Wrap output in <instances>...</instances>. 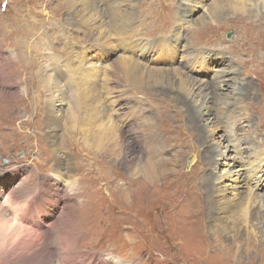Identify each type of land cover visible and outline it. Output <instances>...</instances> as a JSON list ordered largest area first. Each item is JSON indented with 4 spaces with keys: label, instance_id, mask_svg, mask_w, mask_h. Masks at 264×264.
<instances>
[{
    "label": "rangeland",
    "instance_id": "obj_1",
    "mask_svg": "<svg viewBox=\"0 0 264 264\" xmlns=\"http://www.w3.org/2000/svg\"><path fill=\"white\" fill-rule=\"evenodd\" d=\"M167 1L133 0L134 25L132 23L128 26L125 33L110 37L108 42L100 40L99 44L104 43L101 47H98V43H85L82 32L75 30L82 27L71 26L69 29L76 31L80 40L74 39L75 41L67 43L65 38L68 51L60 52L62 61L70 58L66 53L71 51V56L84 53L93 65L98 63L96 67L99 71L96 75L92 77V73L86 78L85 75L92 71L79 66L73 58L69 59L72 60L69 63L73 67L69 74L75 89L81 87L80 89L87 90L85 88L94 87L92 83L95 80L98 89L108 87L109 92L113 91L115 84L109 74L111 66L119 61L131 64L136 61L148 69L173 71L171 69L180 70L181 67L188 78L214 86L219 85L218 82L226 77L228 69L238 72V75L229 77V87L235 85V79L253 85L248 93L250 97L242 98L239 94L235 99L229 94V97L219 95L215 101V97L208 101L210 113L215 114L226 107L217 129L218 136L222 135L225 145L229 146L228 158L222 160L219 152H215L210 158L207 157V151L215 148L216 137L210 135L211 138L203 144L205 138L201 136L200 130L202 122L199 123L201 126L198 130L193 129L183 111L186 108H180L175 99L164 100L157 90L145 87L149 93L146 91L140 94L123 80L119 89L125 90V93L116 105H111L110 112L121 109L120 113L130 119L131 122L124 120V123L119 125L123 126L124 131H128L126 135L136 141V137L142 135V132L137 130V122L144 123L151 117L157 121L153 128L160 134L161 146L160 160L156 167L162 172L161 179L150 185L141 175L131 181L128 170L126 171L124 166L117 168L113 163L114 157L108 153L100 156L99 152L92 148L97 155L92 154V151L85 147L84 134L79 131L72 136L67 134L72 140H60V150L64 157L70 160L71 171H63L64 175L53 174L57 156L46 140V128L43 124L46 94L37 89L36 76L34 77L32 72L38 70L34 64L38 62L39 57L40 60L43 58L42 53L48 47V39L56 38L57 34L51 32L55 24L53 18L59 15L58 20L63 18V22L69 17L70 11L63 4V0H0L3 4L0 7V16L10 19L6 27H0L3 29L0 33V47L6 51L5 60L0 50V61L4 62L0 65V204L10 193H16L17 201L25 209L37 206L35 225L33 230L29 231L36 235L43 234V239L53 233L50 240L55 245L53 249L50 246L48 251L50 257H53L52 264H58V250L61 245L57 241L64 245L61 246L64 261L69 262L61 264H71L72 261L74 264H264L263 173L259 174L261 177L258 188L254 187L257 177H250V181L246 179V183L243 182L245 186L240 191L241 198L249 194L258 196L255 203L243 204L247 218L250 214L254 218H241L236 233L218 230L213 234L210 220H207L212 217L208 214L207 205H211L213 200L204 194L202 189L203 177L211 174L224 182L220 188L223 190L224 187L227 190L226 198L232 199L235 197L233 180L238 173L247 170L251 172L253 169L260 171L258 167L264 170V166L257 161L260 159L259 154L264 153V15L253 17L249 12H235L225 15L223 21L209 22L205 28L194 30L198 19L206 16V6H215L218 0H198L196 3L199 4L192 5L191 16L187 15V7L190 5H187V0H175L169 7L172 12L169 17L162 18L156 25L148 26L146 20L149 10H154L157 4H169ZM241 4L246 10L251 5L245 1H241ZM263 7L264 4H261V12L264 13ZM159 13L160 18L164 17L162 11ZM184 20L194 21V26ZM179 22L183 25L182 29L178 27ZM40 23L43 26V37H37L42 31ZM135 27L137 42L134 47H130L126 33L134 31ZM108 31L111 34V30ZM148 32L151 34L147 35ZM160 36L166 39L169 49L175 51L174 64L172 61L157 59L156 52L149 50L151 45L148 43L163 41L156 38ZM180 38L182 41H179ZM23 41L27 42L26 46ZM74 46H77L75 50ZM195 51L208 56L209 69L204 70V62L195 66L193 71L183 69L185 63L191 59V54H196L193 53ZM182 56H187L183 59L184 63L181 62ZM217 59L224 61L214 69L211 67L212 61ZM6 67L10 72V80L6 77ZM222 68L224 73L217 76L216 73ZM106 79L109 80L108 86L103 82ZM18 81L22 83H14ZM110 93L113 95V92ZM124 95L133 98L135 104L125 100ZM197 99L203 101L205 98ZM67 101L66 108L69 109L70 102ZM136 104L144 110L142 114L139 113V118H134L137 112L134 109ZM230 104L234 106L231 107ZM233 114H236V118ZM244 118L250 120L249 125L240 120ZM235 120L237 126L242 129L233 134L228 126L227 131L222 122L233 125ZM230 135H235V138H230ZM93 141H97V138ZM101 144L103 145L99 149L103 152L109 150L107 146L112 148L106 140ZM144 146L138 148L136 142L132 145L136 153L144 152ZM90 154L96 158L90 157ZM245 173L248 176L247 172ZM188 181L191 187L187 185ZM124 183L126 186H123ZM51 184L59 191L54 192L52 188L50 193ZM195 200L198 206L192 207L196 203ZM38 206L43 208L41 214ZM166 207L168 209L164 210ZM218 223L211 220V224H215L213 229L219 227ZM53 229L56 232H51ZM3 236L4 234L0 233L1 239ZM35 244L41 245V242Z\"/></svg>",
    "mask_w": 264,
    "mask_h": 264
},
{
    "label": "bare ground",
    "instance_id": "obj_2",
    "mask_svg": "<svg viewBox=\"0 0 264 264\" xmlns=\"http://www.w3.org/2000/svg\"><path fill=\"white\" fill-rule=\"evenodd\" d=\"M174 1L175 0H168L167 2H169V4H166V5L157 4L154 10L152 9L149 10L150 12L146 20L147 25L148 26L156 25L157 23H160L162 21V18L169 17L172 13L169 7L172 6V3ZM197 1L198 0H187V5L190 4L189 5L190 8L187 7L188 16H191L192 14V10H193L192 5L199 4V3H196ZM241 1L249 2L251 4L250 8L246 10V8L242 6ZM132 2L133 0H113V1L112 0H96V2L95 0H63V4L66 7H68L70 11L69 17L66 19L67 22L66 20L62 22L63 18L61 21H59L58 20L60 19L59 15L55 16L56 19L53 18L55 24L53 28L54 30H52L51 32L57 34L56 38L48 39V47L47 49H44V51L46 50L47 52L45 51L42 53L43 58L40 60V57H39L37 59L38 62L35 59V62L37 63L34 65L38 67V70L36 72H32V74L34 75V77L36 76L35 78H36L37 89L43 90L44 93L46 94L45 104H44L46 106V112L44 114L43 124H44V127L46 128V133H45L46 140L49 142L52 149L53 148L55 149V150L53 149V151H55L56 156H57L55 158L56 161L53 159L55 161V164L53 166L54 175H64L63 171H69V170L71 171L72 165L70 163V160L68 159V157H64V154H62L60 150V145L62 143L60 140L63 138L69 139L67 134H70L72 136L78 133L79 131L82 134H84L83 142L87 150H91L92 154L96 153L95 151H97L99 152L100 156L101 154L104 155L106 153L113 156L114 165H116L117 168L119 166H124L126 171L128 170L129 174H131V176L129 175L130 176L129 178L131 179V181H133L137 175H141L144 180L150 183V185L156 184L159 181V179H161L160 177H161L162 171L156 167V164H158V160H160V156H159L160 149L159 148L161 146L160 134L156 131V129L153 128V125L155 126V123H157L156 119L151 117L150 118L151 120L149 119L148 121L144 123H140L136 121L137 122L136 126H138L137 130H140L142 132V135L136 137V141H135L134 138H129L126 135L128 134L127 133L128 131H124L122 129L123 128L122 125L119 126L121 123H124V120L128 121V123L131 122L130 119L124 117V114L122 112L120 113L119 110L121 109L113 110L114 116H113V113L110 112V109H112L110 108L112 107L111 105H116L118 103V99H120L125 93V90L124 91L120 90L123 84L122 82L123 80L127 82L129 86L131 85L130 88H133V89L135 88L136 89L135 92L138 90L140 94L146 92L147 90L145 88H147L149 90L150 89L157 90L159 94H162L163 96L162 98L164 100L172 101V99H175L177 101L176 103L180 105V108L181 106L183 109L186 108L183 111L186 113L189 123L191 127H193V129L198 130L199 129L198 127L201 126L199 125V123L202 122V127L200 128V130L202 134L201 136L205 138L202 141L203 144H205V142L208 141V138H211L212 135H214L213 137H216L215 138L216 142L214 144L215 148L212 147L210 149L207 147L208 149H210L207 151L208 152L207 157L210 158L215 152L216 153L219 152L220 155H222V158L220 159L225 160L228 158L227 153H229V146L225 145L224 143L225 140L223 136L222 135L218 136V132H217L218 131L217 129H219V120L222 119L223 115L225 114L224 112H225L226 107L223 111H221L222 110L221 109L220 111L218 110L215 114H213V113H210L211 110L208 105L209 104L208 101L209 99L212 101L213 97H215L214 98V101H215V99L219 97V95L221 97L222 96L229 97L228 96L229 94H231L232 98H235V99H236V96H238L239 94L241 95V97L243 96L242 98L250 97L248 93L253 88V85L251 83L249 82L243 83L242 82L243 80L239 81L235 79V85L233 87H229L227 84L229 77L231 75H238L237 74L238 72L236 73L233 70L226 69L228 71L226 72L227 73L226 77H224L222 81L218 82L219 85L214 86L211 84L207 85L208 83L201 84V81H194L193 79L188 78L189 76H187L186 73H184V71L181 70V67H180V70L171 69L173 71L161 70V69H148L144 65L139 64L136 61H133L132 64L126 61L124 62L119 61V62L114 63L111 66L112 70H111V73L109 74L110 77L113 78L112 81L115 84L113 91L110 90V92H113V95H111L112 93L108 91L109 90L108 87H101V88L99 87L100 89H98L97 85L95 84V80H93V83H92L94 87L91 86L92 88L91 87L85 88L87 90H84V89L82 90L80 89L81 87L80 88L78 87L77 89L73 87L74 81L72 82V79L69 74V70L73 71L72 70L73 67H71L69 63V61L72 62V60H69L70 58L71 59L73 58V60L79 63V66L89 68V70L92 71L91 73L85 75L86 78L87 76H90V74L92 73H94V75L92 74V77H94L96 75V72L99 71V69L98 67H96L98 63L97 64L94 63L93 65L92 64L93 62H91L89 57H87V55L84 53L83 54L76 53V55L71 56L72 52L70 51L66 53L67 56L70 55V58L66 60L63 59L65 61H62L60 52L68 51L67 43L73 42L74 39L80 40V38L78 37L79 35L76 34V31H73L72 29H69V28H72L71 26L73 27L76 26L75 28L82 27L81 28L82 30L81 29L80 30L75 29V30H77L78 32L81 31L83 36L85 37L83 39L84 42L85 43L87 42L90 45H92V43H98L100 42V40H103L104 42L105 41L108 42L110 40V37L122 34L124 31L128 29V26H131V24L134 22L133 19H134V9L135 8ZM1 4L2 3L0 2V7L3 5ZM261 4H264V0H218L215 3V6L214 4L211 6H208V5L206 6V12H207L206 16L204 17L202 16L201 18L198 19L194 30L199 29V28H205V26H207L209 22L214 23L218 21H223L225 19L223 18L225 15L235 14V12H240L242 14H247V12H249V15L253 17H258L257 16L258 14L264 15V13L261 12V8H260ZM158 8H161V9H158ZM161 11L164 14V17L160 18L158 15L160 14L159 12ZM8 21H10V19H5L4 17L0 16V27H4V26L6 27ZM187 21L190 24V26H194L192 25L194 21L184 20V22H187ZM180 22H179V25L178 24L177 25L178 27H180V29H182L183 25ZM41 23L39 27H41L42 29L43 26H41ZM49 24L50 23H48L47 26H49ZM132 25H134V23ZM60 26L62 27L60 28ZM2 30L3 29H0V33ZM108 30H111L110 31L111 34L108 33L109 32ZM135 31H136V27L134 31L131 30L130 33H126L127 38H129L128 45L130 47L132 45L134 47L137 42L136 40L137 35H135ZM132 32H133V35H132ZM149 34H151V32L150 33L148 32L147 35ZM42 35H43V29L37 35V37L38 36L41 37ZM34 38L35 36L30 39L32 40ZM65 38H66L67 43H65ZM156 38L158 40H163V41L158 42V43H152V44L148 43V45H151L149 50L156 52L157 59H160L166 62L172 61L174 64L175 51H173L172 49L171 50L169 49V47L167 46L168 42L166 41V39L162 38L161 36L156 37ZM179 41H182V39L180 38ZM23 44L24 46H26L27 42L23 41ZM103 44L104 43L101 42V44H99L98 47L103 46ZM76 47L77 46L73 47L74 50L76 49ZM0 50L3 52L5 56V53H6L5 49L0 47ZM198 52L199 51H195L193 53H196V54H191V59L185 63L186 66H183V69H186V70L192 69L193 71L194 67L202 62H204V70L209 69L208 67L210 65L208 66L207 64V61H209L208 56H205L206 55L205 53L201 54L200 52L199 53ZM186 58L187 56H182L181 62L184 63L185 61H183V59H186ZM5 60H6V56H5ZM222 61L224 60L217 59L215 61H212L211 67H214V69L216 67H219L220 65H222L221 63ZM3 63H4L3 61H0V65ZM6 70H7L6 77L8 78L9 77L8 74L10 72L8 71L7 67H6ZM222 73H224L223 68L220 72H217L216 74L217 76H220ZM103 82L106 83L105 86H108L107 85L109 83L108 79L104 80ZM14 83L16 84V83H22V82L18 81ZM223 92H225L226 94H224ZM147 93L149 92L147 91ZM150 93L153 94V92H150ZM172 95H175V96H172ZM127 96L124 95L125 100H128L130 102L132 101V103L135 104V102H133L134 101L133 98H130ZM197 97L205 98V99L203 101H200L197 99ZM66 100L70 102L69 109L66 108L67 107L66 106L67 104L65 103ZM128 105L129 104H127L126 108H128ZM230 105H232L231 107L234 106L233 104H230ZM134 109H136L137 111L135 112V117L133 116L134 118L136 117L139 118V113L142 114L144 112L142 107L140 105L137 106V104H136V108ZM233 115H234V118H236V114H233ZM240 120L241 121L243 120L244 123L246 124L248 123V125L250 123V120H247L246 118L240 119ZM216 121L218 123L217 125H216ZM222 123H224L226 128L228 126L229 129L232 130L230 133H233V134L234 132L235 133L239 132V129H242V127L239 128V126H237L236 120L234 121L233 125L228 124L226 121ZM131 131H134V130H131ZM227 131H228V128H227ZM230 136H231L230 138H235L234 137L235 135L234 136L230 135ZM94 138H97V141H93ZM225 138L227 139V137ZM70 139L72 140V137H70ZM129 139H131V141H129ZM104 140H106V142L109 143L110 147H112V148H109V146H107V148L109 150L111 149V151L105 150V152H103L99 149L103 145V144L100 145V143L104 142ZM236 141H239V140L236 139ZM134 142H136V145L138 146V148L142 145H145L143 147L145 148L144 149L145 151L141 153H136V150L132 147ZM232 143L234 142H231V144ZM248 143L250 144V142ZM239 145L243 146L242 144H239ZM92 148H94L95 151H93ZM57 151H59L60 153ZM92 154H90V157L92 156V158H96V156L94 157V155ZM259 155H260V159L258 158L259 160L257 161H259L258 163H261L260 165L264 166V153L262 155L261 154ZM91 162L92 161H90V164ZM258 169L260 171H258L257 169H253L251 172H249L248 170L245 171L247 172L248 176H246L245 172L238 173L235 180H233V188H234L233 196L235 195V197L232 199L226 198L227 190H225L224 187H222L223 190L220 188V185L224 183L222 182L221 179L214 178L211 174H208L203 177L202 185L204 186V188L202 187V189L204 191V194L208 195L209 198L213 200L211 205H207V209L209 210L208 214L212 215L211 217L212 219L208 218L207 220H210L209 225H211L210 228L212 232H214L213 234H216L218 230H221L222 232L229 230V231H233L236 233L238 231V226H239L241 218L245 220H248V218H252V219L254 218L253 215L250 213H249L250 215H248V218H247V215L245 214L246 211L245 213L243 211V204L245 202L247 203V205L255 203L254 201L256 200L258 195L256 196L254 194H249V195L245 194L247 196L244 198H241L239 194H240V191L244 189L245 185L243 184V182L246 183V179L250 181V177H254V178L257 177V179H255L256 182H254V187L256 186V188H258V184L260 183L259 181L261 177L259 174L263 173V176H264V170L261 169L260 167H258ZM37 171H38V167H37ZM228 171L230 172V170ZM262 182L264 185L263 180ZM187 185L191 187L189 184V181ZM123 186H126V183H124ZM52 188H53V184L50 185V189H49L50 193H51ZM123 189H125V187ZM236 190L238 192H235ZM56 191H59V190L54 189V192ZM237 196L239 198H237ZM0 198H2L1 193H0ZM17 199L18 198H17L16 193H10L7 197L4 198L3 202L0 204V233L2 235L4 234L3 236L4 238L3 239L0 238V261H2V263L5 262L6 264H52L51 260L53 257H50L51 254L49 255L48 251H49L50 246H52V249H53V245H55L51 243L52 241L50 240L51 234L53 233L49 234L48 237L46 236L47 238L43 239V236H42L43 234L36 235L32 233L33 231L32 232L29 231V230H33V227L35 225V218H36L35 214H36L37 206L33 205L32 207L25 209L23 205H20ZM41 203L42 202L40 200L39 206H41ZM39 206H38V209H39V213L41 214V211L43 210V208ZM196 206H198L197 201L195 205L192 207H196ZM167 209L168 207L164 208V210H167ZM61 217H64V216H61ZM211 220L219 222L218 223L219 227H217L216 229H213L215 228V224H211ZM51 232H56V230L53 229ZM71 241H73V239ZM35 242H41V245L35 244ZM57 242L59 243V245L64 246L62 245L61 242L59 241ZM61 246H60V249L58 250L59 255H58L57 262L58 264L69 263L68 260L67 262H65L66 260L64 261L65 257H64V254L62 253L63 248ZM72 263L74 264L75 262L72 261Z\"/></svg>",
    "mask_w": 264,
    "mask_h": 264
},
{
    "label": "water",
    "instance_id": "obj_3",
    "mask_svg": "<svg viewBox=\"0 0 264 264\" xmlns=\"http://www.w3.org/2000/svg\"><path fill=\"white\" fill-rule=\"evenodd\" d=\"M229 38V37H228Z\"/></svg>",
    "mask_w": 264,
    "mask_h": 264
}]
</instances>
